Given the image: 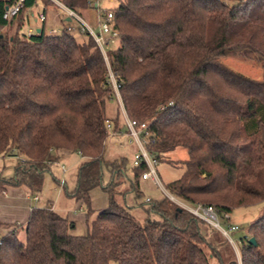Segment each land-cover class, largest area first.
I'll return each mask as SVG.
<instances>
[{
	"label": "trees",
	"instance_id": "16d2710c",
	"mask_svg": "<svg viewBox=\"0 0 264 264\" xmlns=\"http://www.w3.org/2000/svg\"><path fill=\"white\" fill-rule=\"evenodd\" d=\"M15 1L0 0V158L22 162L11 178L0 177V191L36 195L51 163L79 154L75 189L62 190L85 206L87 228L73 235V223L50 207L32 208L24 225L0 223V264H264V213L235 244L237 259L217 230L166 195L141 204L147 217L139 221L123 202L129 193L142 196L145 164L128 180L126 158L105 159L107 125L127 132L124 112L145 125L144 148L157 164L186 151L182 176L164 187L176 201L219 216L263 202L264 67L250 79L222 59L245 52L264 61V0H117V47L107 49V63L93 38L68 32L64 20L59 34L48 33L47 11L56 10L48 0H24L16 17L3 20ZM59 1L84 18L87 0ZM34 8L47 20L26 39L22 28ZM95 188L107 206L89 221Z\"/></svg>",
	"mask_w": 264,
	"mask_h": 264
},
{
	"label": "rangeland",
	"instance_id": "374dc122",
	"mask_svg": "<svg viewBox=\"0 0 264 264\" xmlns=\"http://www.w3.org/2000/svg\"><path fill=\"white\" fill-rule=\"evenodd\" d=\"M111 1L112 2H110V0H100V7L103 9H115L118 5V1ZM38 11H40V8H34L29 10L28 19L23 25L22 32H24L28 27L34 29L39 26L38 23H34V19L36 18ZM47 16V24H49L48 27H55L58 29L60 27V24L58 22V18H55V12L52 10V8L48 9ZM89 16L91 15L85 12L84 19L88 20ZM51 20H53V22L55 23L53 24ZM90 23L93 24L92 22ZM70 24L73 27L75 33V29H77L76 24L74 22H71ZM76 39L77 41L81 40L78 38ZM115 47H117V41L111 44L108 49H113ZM222 62L235 72H238L250 79H260L263 73L264 61H261L256 56L245 52L229 53L222 59ZM107 113L109 116L116 114V105L113 102L107 103ZM137 152V146L134 140L129 136H126V138L120 137L118 139H115L112 137V135H109V137L107 138L105 159L108 161H112L120 157L126 158V176L128 180H133L132 159ZM185 160H187L186 151L183 148H177L174 151L166 154L164 156V160L156 165L157 176L163 188L167 184L178 180L182 176L184 172L183 162ZM81 162V158L76 153H72L65 154L57 161L50 164V172L46 173L44 176L41 192L36 194V196L40 197L41 199L39 203H36V208H46V206L56 205L57 210H62L60 208H63L61 212L63 213L62 215H65L66 211L70 207L65 208L63 205V203L67 201L64 198V192L58 195L54 192L53 187L55 185V181H65L67 191H73L76 186L77 169L80 166ZM17 163V159L13 157L0 158V177L7 179L11 178L13 176L14 167ZM62 168L65 169V173H63ZM108 181L109 175L104 170L102 181L103 185H106ZM125 187L128 188V182L125 183ZM141 190L142 196L139 199H135L133 194L129 193L125 196L123 202V204H125L127 207L132 208V214L139 221H143L147 217L145 212L140 208L141 204L145 205V201L147 198L150 200H157L165 196V193L162 191V189L152 185L150 181L142 182ZM83 210L84 215H86L87 210L85 206H83ZM262 213H264V201L254 204L250 207L236 209L230 214V221L228 224H234L239 228L237 232L230 233V238L234 241L235 244L239 241L240 238L247 236V228ZM94 216L95 214H93V218ZM149 218L151 220H157V217L154 215H150ZM220 224L224 228H226L227 226L226 223L223 221H220ZM82 230V227L79 225L78 236H82L85 234ZM222 237L219 234H216L217 240H221ZM17 239L19 242L24 241L23 229L19 230ZM229 245L231 246V244Z\"/></svg>",
	"mask_w": 264,
	"mask_h": 264
},
{
	"label": "built area",
	"instance_id": "2783aa9c",
	"mask_svg": "<svg viewBox=\"0 0 264 264\" xmlns=\"http://www.w3.org/2000/svg\"><path fill=\"white\" fill-rule=\"evenodd\" d=\"M48 1L52 3V5L56 9L55 18H58V22H60V20H64V27L68 32H74V29L70 24L71 22H74L77 26V29L75 30H77L82 35L87 34L91 36L95 44L97 45L98 49L100 50L105 62L107 63L106 51L108 47L111 44H113L118 38V33L113 28V10L101 8L100 0H87L86 12L89 13L91 16H89V19L86 20L83 17L79 16L73 10L67 8L59 0H48ZM110 2L112 1L110 0ZM23 6H24V0H16L13 5H11L10 7H7L4 10L2 14V19L10 20L16 17L18 13L21 11V9H23ZM46 20H47L46 14L40 9V11L37 12V16L34 19V22L41 25ZM90 22H92L93 24H91ZM48 29H49L48 33L50 35H57L61 31V25L58 29L55 27L48 28ZM39 30H40V26L34 29L31 27H28L24 31V37L26 39H29L32 36L36 35L39 32ZM107 79L112 84L115 90V95L117 97V100L119 101V104L121 105L117 86L115 84L113 75L108 67V64H107ZM122 112H123V109H122ZM123 117L125 120L126 129H127V132H126L127 136L131 137L134 140L137 146V149H138V152L133 156L132 166L137 167L142 163H144L146 166V171L141 175V178H140L141 181H150L152 185L162 189L165 195L171 201L177 204L181 209L186 210L187 212H189L196 218L202 220L203 222L211 226L213 229L217 230L225 239H227L228 243L231 244V247L234 249L237 259H239L235 243L230 238V233H234L238 231L239 228L234 224H228L230 221V215L223 214L222 216H219L211 207H203L201 205L189 206L179 201H176L173 197L169 196L165 192L157 176L156 160L144 148L145 141H144V138L142 137V133L145 130V125L141 124L140 126H137L135 121L127 119L124 112H123ZM107 130L109 132V135L113 134L110 125H107ZM19 161L22 162L21 159H19ZM63 184H64L63 181H60L59 186H63ZM149 200L150 199L147 198L146 202H148ZM220 221H223L226 223L227 225L226 228L222 227V225L220 224Z\"/></svg>",
	"mask_w": 264,
	"mask_h": 264
},
{
	"label": "crops",
	"instance_id": "0c3cea01",
	"mask_svg": "<svg viewBox=\"0 0 264 264\" xmlns=\"http://www.w3.org/2000/svg\"><path fill=\"white\" fill-rule=\"evenodd\" d=\"M51 22H53V20H51ZM54 23L55 22H53V24ZM48 25L49 24H47V28H49ZM126 136L127 135L123 129L118 134H114V133L112 134V137L115 139H118L120 137L126 138ZM77 155L79 156V154ZM62 156L64 155L59 156L58 159L61 158ZM62 171L63 173H65L64 168H62ZM57 182L60 183V181ZM142 182H148V181H140L139 183L140 190L142 189ZM63 183L64 186L66 187V182L63 181ZM62 187L63 186H59V184L57 185V183L55 182L53 190L56 194L60 195L63 192ZM64 198L67 200L65 201V203H63L64 207L65 208L70 207L66 211L65 215H62L63 213L61 212L63 208H60L62 210H57L56 205L55 206L51 205L46 207H50L53 211L58 213L60 216L64 217L68 222L73 223V230L71 231L73 235H77V236L79 235L78 234L79 225L82 227L83 229L82 231H84L85 233L87 228L86 227L87 217L86 215H84L83 205H81L80 202H76L75 200L66 198L65 196ZM40 200H41L40 197H37L36 195L33 196L29 195L28 192L22 187H6L3 191H0V223L6 225H10V224L24 225L28 219L31 209L36 208L37 206L36 203H39ZM90 203L93 214H96L98 211L106 208L107 198L105 194L102 193L100 188H95L94 190L91 191ZM90 219L91 220L94 219L93 215L90 216L89 221Z\"/></svg>",
	"mask_w": 264,
	"mask_h": 264
},
{
	"label": "water",
	"instance_id": "95a60500",
	"mask_svg": "<svg viewBox=\"0 0 264 264\" xmlns=\"http://www.w3.org/2000/svg\"><path fill=\"white\" fill-rule=\"evenodd\" d=\"M249 243L252 244V245H254V240L253 239H250L249 240Z\"/></svg>",
	"mask_w": 264,
	"mask_h": 264
}]
</instances>
